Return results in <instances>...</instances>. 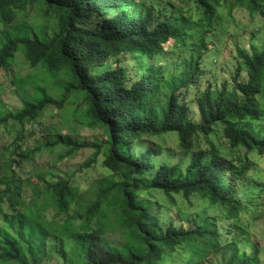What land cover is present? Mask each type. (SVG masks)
I'll return each mask as SVG.
<instances>
[{"label":"trees","instance_id":"1","mask_svg":"<svg viewBox=\"0 0 264 264\" xmlns=\"http://www.w3.org/2000/svg\"><path fill=\"white\" fill-rule=\"evenodd\" d=\"M133 1L0 0V23L7 27L0 35V76L22 49L32 68L45 64L52 71L68 70L73 77L62 99L26 101L16 115L0 116V125L8 117L25 124L50 105L61 109L69 94L78 90L83 93L89 125L103 130L105 141L92 144L62 137L48 147L64 145L61 158L92 148L95 152L85 167L103 156L102 165L111 173L88 193H80L65 178L45 182L37 188L36 200L26 202L13 175L15 162L8 161L11 175L0 177L4 187L0 189V264H44L55 259L61 264H168L178 254L185 257L184 264H258V249L248 246V229L240 215L247 212L251 191L264 193V182L249 176L254 167L249 155L264 157V133L257 126L264 116L259 100L264 98V45L252 53L239 49L245 82L237 74L233 89L224 83L199 91L196 85L225 0H189L201 14L197 21L183 8L158 1L136 16ZM235 5L264 16V0H236ZM29 9L48 23L55 21L52 35L42 25H13ZM178 39L184 47L175 53L190 55L181 61L183 69L177 75L158 83L164 72H157L152 63L141 68L142 76L136 75L138 64L131 57L162 60L165 45ZM113 59L117 66L107 68ZM162 86L167 88L166 101L159 104V114L154 99ZM187 89L196 91L198 122L180 95ZM167 135L177 138L178 162L173 150L146 142V137ZM200 136L210 143L206 149H197ZM214 137L232 151L244 150L243 163L237 166L226 160L223 143L216 144ZM151 191L169 201L168 223L161 218L165 205H157L155 213L139 201L141 193ZM194 198L220 208L221 215L199 219L184 213L186 205L177 208L180 201L191 204ZM110 229L123 233L121 247L103 242Z\"/></svg>","mask_w":264,"mask_h":264},{"label":"rangeland","instance_id":"2","mask_svg":"<svg viewBox=\"0 0 264 264\" xmlns=\"http://www.w3.org/2000/svg\"><path fill=\"white\" fill-rule=\"evenodd\" d=\"M157 1L164 5L170 2L176 7L183 8L186 16L193 15L194 21L201 18L195 4L189 0H134L131 6H137L133 11H135L136 16H140L144 13L145 7H150ZM235 2L236 0H225L221 8L218 9L213 26L214 32H212L208 43L211 51L204 58L203 63L206 67L197 83L198 85H196L199 91H204L208 86L221 88L224 83H228L229 89H233V78L237 74H239L240 80L245 82L247 73L241 65L239 49L245 53H252L262 49L264 45V16L252 15L245 7L235 5ZM47 23L43 17L37 16L36 10L29 9L13 25H42L44 30L46 29L45 31L52 35L55 21ZM6 30L7 27L0 23V35ZM28 36H31V32ZM183 47L184 42L182 40H171L165 45L164 60L149 61L143 60L140 56L139 59L131 57L138 64V70L135 69L136 75L142 76L141 68L146 69L152 63L157 67V72H164L157 79V82H167L170 76L177 75L183 69L180 63L190 55L189 53H175ZM170 61L172 62L169 63ZM12 62L8 70H2L0 76V116L16 115L26 101L38 104L46 98L60 100L73 83L72 74L68 70L52 71L45 64L32 68L22 49L17 52ZM165 64L168 66L162 68L161 66ZM116 66L117 61L113 59L109 61L107 68ZM97 71L101 72L100 69ZM161 88H163L162 91L160 90L159 95L154 99L158 103L155 111L159 114V104L166 101L167 91L166 87L162 86ZM180 95L189 104L192 119L198 122L199 115L195 102L196 91H188L187 89V91H181ZM259 100L260 108L264 111V98H259ZM257 126L264 133V116ZM62 137H71L77 142H90L92 144L106 139L103 130L93 129L89 125L83 93L78 90H73L69 94L66 104L61 109L50 105L41 112L37 119L27 120L25 124L16 121L14 117H8L7 122L0 125V177H10L8 161L13 160L15 162L13 175L21 187L22 197L26 202L36 200L37 188H43L45 182H55L59 178H65L75 184L80 193H88L92 185L111 174L102 165L103 156L99 157L98 163L89 168L85 167V162L92 158L95 152L92 148L77 151L69 158H61L66 151L64 145L48 146ZM212 141L216 144L223 143L222 147H224L225 141L216 137ZM146 142H156L164 148V151L166 149L173 150V158L176 162L181 159V148L175 135L157 136L150 139L146 137ZM209 144V141L200 136L197 149H206ZM21 153H25L29 158H22ZM222 153L226 160H233L237 166H240L245 159L244 150L232 151L224 147ZM249 156L254 162V167L249 172V176L264 182V157L257 154ZM3 188L0 185V189ZM251 192L252 196L249 197L251 201L248 204L247 212H242L240 216L244 220V226L248 229L246 233L247 239H249L248 246L253 245L258 249L259 254L256 262L264 264V193ZM139 201L150 206L155 213L157 205H165L166 209L161 212V218L166 223L172 219L169 201L162 193L158 191L141 193ZM180 202L177 208L182 209L186 205L184 213L194 215L199 219L219 217L222 213L220 208L212 207L206 200L200 198H194L191 204H184V201ZM2 206L5 210L8 209L7 202L2 203ZM2 220L3 216L0 215V223ZM103 242L119 248L125 243V239L119 229H110L103 236ZM39 256L42 257L43 253ZM185 262L183 254H178L177 258L168 264H184ZM44 264H61V262L55 259L50 263L45 261Z\"/></svg>","mask_w":264,"mask_h":264}]
</instances>
